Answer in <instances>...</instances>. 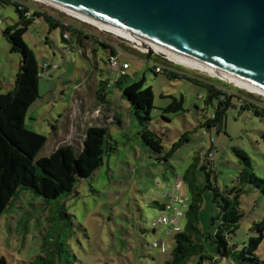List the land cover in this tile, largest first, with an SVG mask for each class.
Here are the masks:
<instances>
[{
  "label": "rangeland",
  "instance_id": "374dc122",
  "mask_svg": "<svg viewBox=\"0 0 264 264\" xmlns=\"http://www.w3.org/2000/svg\"><path fill=\"white\" fill-rule=\"evenodd\" d=\"M30 1L66 22L86 27L103 41L121 47L129 55L126 61L131 65L130 78L145 77V87L152 88L154 109L151 121L143 124L131 113V105L121 90L113 89L116 102L111 100L108 104L98 100V80L118 78L110 67L106 49L84 40L69 52L70 45L63 40L64 31L51 29L43 19H37L24 35V41L40 66L60 65L41 79V97L26 118L29 130L48 138L40 157L50 156L63 145H72L81 151L84 137L72 123L84 127L83 135L90 127H108L109 149L103 166L93 176L82 180L74 193L61 199L47 200L31 188L19 189L0 218V259L5 258L8 264H51L56 250L62 257V264H68V259L75 261V257L76 264H168L175 246L176 227L184 231L187 224L182 214L186 208L179 200L188 197V206L191 203L193 194L184 183V175L197 157L201 159L195 176L203 196L200 228L204 233L215 234L218 230L222 197L234 189H243L239 197L243 219L231 235V245L242 254L249 238L256 235L252 231L254 224L264 219V195L252 185L239 184L242 166L237 151H245L250 156L256 175L264 179L262 110L258 113L233 106L228 109L220 132L206 130L202 125L215 113L213 106L205 103L210 93L208 88L187 79L156 74L151 65L174 69L218 87L226 85L236 95L250 98L262 108L264 96L235 87L209 72L173 64L161 55H153L149 65L148 51L59 9ZM18 22L15 6L0 3V93L12 94L17 85L22 56L12 52L4 31ZM79 95L86 101L80 102ZM173 98L184 100V110L166 113ZM214 105H219L217 97ZM76 106L75 116L66 122V115ZM118 116L122 126L114 125ZM146 126L163 139L165 151L161 159L140 139L139 132ZM212 139H215V173L201 169L207 161L204 153H207L206 148L212 147ZM207 172L214 190L207 188ZM163 214L169 218L168 224L155 226V221ZM51 229H60L63 245H50ZM156 243L159 247L155 248ZM204 245L206 250L201 263L214 264L219 259L213 252L214 246L210 241H205ZM257 255L259 264H264V242ZM235 261V257H228L222 264H236ZM198 262L199 258L194 257L188 264Z\"/></svg>",
  "mask_w": 264,
  "mask_h": 264
},
{
  "label": "trees",
  "instance_id": "16d2710c",
  "mask_svg": "<svg viewBox=\"0 0 264 264\" xmlns=\"http://www.w3.org/2000/svg\"><path fill=\"white\" fill-rule=\"evenodd\" d=\"M0 3L15 6L19 14V22L15 26L7 28L4 34L11 43L12 52L22 56L20 73L14 92L12 94L0 93L1 218L21 188H31L47 200H58L63 198L64 195L74 193L77 185L82 180L90 178L103 166L104 157L109 149V128L95 126L86 131L83 141L84 146L80 152L72 145H63L50 156L40 157L48 138L29 130L26 126V118L29 110L41 97L39 85L43 78L40 75L42 66L37 61L34 52L26 45L24 35L37 19H43L51 29L61 28L64 31L63 40L72 48L74 41L79 43L84 40L92 41L106 49L108 57H113L117 55L116 49L119 46L103 41L86 27L73 25L52 15L44 8L34 5L30 0H0ZM28 12L30 16L27 15ZM66 35L69 36V39L65 38ZM147 64L150 65V61ZM151 69L156 74L163 73L174 79H187L208 88L210 93L206 97L205 103L208 106H213L215 113L202 125L206 130L217 129L220 132L224 127L226 113L233 106L241 110H256L258 113L262 110L260 114L264 115V108L243 95L229 94L232 90L226 85L218 87L208 84L174 69L165 68L161 73L157 72L152 65ZM145 85V77L131 79L127 74L118 77L115 81L112 79L100 81L97 96L101 102L105 103L108 95L106 93L107 89L113 87L121 90L124 98L131 105L133 116L139 118L143 124H148L151 121V112L154 109V93L151 87L146 88ZM216 97L219 99L217 107L214 105ZM222 97L224 98L222 99ZM173 100V103L165 109V112L178 113L183 111L184 100L179 101L176 98H173ZM115 121L114 125H123L120 118ZM139 136L149 149L160 155L159 159H161V155L165 151L163 139L147 126L139 132ZM237 154L242 166L239 184L241 186L252 185L264 195V179L256 175L250 156L242 150H238ZM200 160L197 157L192 167L184 175V183L193 194V198L184 214L187 218L185 230L177 232L174 237L175 246L171 253L172 259L168 264H188L194 257L199 258L198 264H203L201 262L206 250L205 241H210L211 245L214 246L213 252L219 258L216 259L214 264H222V260L228 257H235L236 264H259L257 251L264 242V219L254 224L252 231L256 235L249 238L248 246L242 254L239 255L235 247L231 245V235L243 219L239 202L242 188L234 189L228 193V196L222 197L221 214L218 219L220 220V226L216 233L207 234L201 230L200 212L203 196L197 186L195 176V168L200 165ZM204 163L201 167L202 170H210L211 173H215L214 161L207 159ZM206 177L209 184L207 188L214 190L208 172ZM216 191L218 192L217 189ZM233 193L236 195L233 196ZM218 196L216 194V198ZM165 208V206H162V209ZM49 241L51 246L54 244L63 245L60 229L50 232ZM44 246H47L46 242ZM53 255L54 260L51 264L63 263L59 252L54 250ZM75 261L68 259L67 263L76 264ZM0 264H8V262L5 258H1Z\"/></svg>",
  "mask_w": 264,
  "mask_h": 264
},
{
  "label": "water",
  "instance_id": "95a60500",
  "mask_svg": "<svg viewBox=\"0 0 264 264\" xmlns=\"http://www.w3.org/2000/svg\"><path fill=\"white\" fill-rule=\"evenodd\" d=\"M46 1L264 90V0Z\"/></svg>",
  "mask_w": 264,
  "mask_h": 264
},
{
  "label": "bare ground",
  "instance_id": "6f19581e",
  "mask_svg": "<svg viewBox=\"0 0 264 264\" xmlns=\"http://www.w3.org/2000/svg\"><path fill=\"white\" fill-rule=\"evenodd\" d=\"M38 2H41L43 4H46L48 6H51V7H54L56 9H59L67 14H69L70 16L72 17H75L77 19H80L82 21H84L85 23H89L93 26H96L98 27L99 29H101L102 31L104 32H110L112 33L113 35H115L116 37H120L122 39H124L125 41H127L128 43H131V44H134L135 46L139 47L141 50H144V51H148L149 49H153V51L158 54V55H161V56H165V57H168L170 60H172L173 62H176L180 65H183V66H186L188 68H191V69H196V70H200L202 72H209L211 75L213 76H217L220 78L221 77H226L228 78L229 80H232V81H235L236 83H238L242 88L252 92V93H255V94H259L261 96H264V90L246 82V81H243L241 79H238L236 77H233V76H230L226 73H221L219 72L218 70H215L213 68H209V67H206L204 65H201L191 59H188L186 57H181V56H177V55H174V54H170V53H167V52H164L156 47H154L153 45L147 43V42H144L142 40H139L135 37H132V36H129V35H125V34H122V33H119L115 30H113L112 28H110L109 26L105 25V24H98V23H94L86 18H84L83 16L73 12V11H70L68 9H65V8H62V7H59V6H56L46 0H36ZM240 87V88H241Z\"/></svg>",
  "mask_w": 264,
  "mask_h": 264
},
{
  "label": "built area",
  "instance_id": "2783aa9c",
  "mask_svg": "<svg viewBox=\"0 0 264 264\" xmlns=\"http://www.w3.org/2000/svg\"><path fill=\"white\" fill-rule=\"evenodd\" d=\"M36 2H38V1H36ZM27 15L30 16V13L28 12ZM65 38L69 39V36L66 35ZM72 50H73V48L71 46H69L68 51L71 52ZM116 50H117V55L113 56V57H109V63H110L111 69L115 70V72L117 73L118 77H122V76L127 75L128 71L131 69L130 63H128V61H126L128 59L127 57L129 55L125 51H123L121 47H118ZM164 58L166 60H169L173 64L180 65V64H178L176 62H173L168 57L164 56ZM181 66H183V65H181ZM154 67H155V70L157 72H159V73H161L162 71L165 70V68H167V67L160 66V65H157V64H155ZM184 67H186V66H184ZM59 68H60V65L58 63H56V64H44V65H42V69H41V74L40 75L43 78L44 77H48L50 75V73H52V71H55V70H57ZM168 69H170V68H168ZM229 94L232 95V94H235V93L231 92ZM223 98L224 97H222V99ZM206 133H207V131H206ZM214 141H215V139H212V147L206 148V149H208V150H206L207 153H204L206 155V158L208 160H212V161H214L216 159ZM179 202L182 203L185 206L184 208L187 209L189 198L187 197L186 199H181V200H179ZM173 203H175L174 200H173ZM176 213H178V211H176ZM182 214L184 215V213H182ZM178 215H179V213H178ZM178 219L179 218L177 216V218H176L177 222H178ZM168 222H169V218L167 217V215L163 214L159 219H157L155 221L154 224H155V226H157L159 224H165L166 225V224H168ZM180 231H181V229L179 227H176V232H180ZM162 245H163V250H165V252H166L167 249H165V245L164 244H162ZM155 247H159L158 243L155 244Z\"/></svg>",
  "mask_w": 264,
  "mask_h": 264
},
{
  "label": "crops",
  "instance_id": "0c3cea01",
  "mask_svg": "<svg viewBox=\"0 0 264 264\" xmlns=\"http://www.w3.org/2000/svg\"><path fill=\"white\" fill-rule=\"evenodd\" d=\"M77 44H79V42L78 41H74V43H73V49L76 47V45ZM53 72V71H52ZM128 75H129V73H128ZM99 82L100 81H102V79L101 80H98ZM99 84V83H98ZM114 88L113 87H111V88H109V89H107V91H106V93L108 94L107 95V98H106V101H105V103H110L111 102V100H114L115 102H116V100H115V95H114V90H113ZM84 91V90H83ZM82 91V92H83ZM97 92H98V87H97ZM97 98H98V96H97ZM78 100L80 101V102H85L86 101V99L82 96V95H79L78 96ZM99 100V99H98ZM103 103V102H102ZM78 109V107L76 106L74 109H72L71 110V112L70 113H68L67 115H66V117H65V121L67 122V119L68 120H70V118L73 116H75V112H76V110ZM120 116H118V117H116V119H118ZM115 119V120H116ZM121 120V119H120ZM71 124V123H70ZM72 125H73V127H74V129L76 130V131H81L82 132V138L84 137L85 138V135H86V131L89 129H87L86 131H85V135H83V131L82 130H84V127H82V126H79L78 125V123H72ZM62 127V126H61ZM56 130V129H55ZM72 136H75V137H77L76 135H74V134H72ZM80 138V137H79Z\"/></svg>",
  "mask_w": 264,
  "mask_h": 264
}]
</instances>
